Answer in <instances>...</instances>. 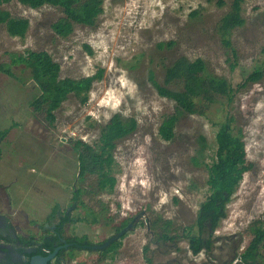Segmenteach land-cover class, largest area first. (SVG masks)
<instances>
[{"label": "rangeland", "instance_id": "374dc122", "mask_svg": "<svg viewBox=\"0 0 264 264\" xmlns=\"http://www.w3.org/2000/svg\"><path fill=\"white\" fill-rule=\"evenodd\" d=\"M223 1L219 7L218 0H104L95 25H75L67 38L51 29L63 17L57 8L31 9L16 0L4 5L11 16L30 23L24 38L10 37L0 24V65L12 74L0 72V131L10 129L0 143V182H13L14 196L12 207L0 203V210L18 236L39 242L50 234L46 230L58 222V214L69 209L72 220L64 223L63 236H86L88 243L100 244L115 235L122 220L140 216L135 229L119 239L113 259L101 258L98 250L70 249L61 263L236 264L235 255L251 240L250 224L264 212V77L238 89L253 70L264 68V0H242L245 23L229 35L230 48L218 29L233 0ZM160 43L165 46L159 48ZM27 51L48 52L60 64L61 78L80 79L103 69L102 79L93 83L85 104L69 95L50 124L44 111L30 105L40 95L31 70L12 60ZM181 57L202 59L208 75L225 78L237 92L230 103L225 96L213 103L198 100V112L181 115L174 138L164 141L158 128L175 113V103L157 94L149 72L162 84L165 67ZM115 114L135 118L137 128L117 143L113 192L95 194V176L78 181L73 145L81 140L94 146L100 128ZM220 124L241 134L253 167L227 203L210 252L192 255L184 232L198 234V206L208 195L207 170L192 158L203 137L204 161L211 162ZM79 187L90 193L74 202L72 192ZM55 205V217L47 222ZM157 217L171 220L173 241L159 239L151 228ZM208 234L205 230L201 236Z\"/></svg>", "mask_w": 264, "mask_h": 264}, {"label": "trees", "instance_id": "16d2710c", "mask_svg": "<svg viewBox=\"0 0 264 264\" xmlns=\"http://www.w3.org/2000/svg\"><path fill=\"white\" fill-rule=\"evenodd\" d=\"M11 1L13 0H0V5ZM16 1L31 9L49 6L60 10L63 17L51 25L54 35L59 38H67L73 32L75 25L93 27L103 12L104 2V0ZM217 5L223 7L224 1L218 0ZM241 5L242 0H233L228 12L219 20L218 31L224 46L227 48L232 47L229 39L231 32L238 27H242L245 23L242 17ZM195 14V12L192 13V15ZM0 23L5 26L10 37L24 38L30 27L28 19L13 17L8 11L2 9H0ZM164 46V43L159 44V48ZM87 49L91 54V50ZM12 60L16 63H25L31 70L32 80L36 84L40 95L35 97L30 105L36 112L44 111L46 120L50 124L55 121V111L60 108L69 95H74L82 104H85L89 99L93 83L101 80L103 75V69H98L95 74L80 79L61 78L60 64L46 51H27L25 55H14ZM0 72L12 75L3 65H0ZM263 77L264 68L257 67L248 75L244 83L238 86V89L257 83ZM148 79L160 97L172 100L175 103V113L164 117L158 128V135L164 141H171L174 138L175 126L181 115H193L198 112V100L213 103L217 96H225L230 103L237 92L225 78L208 75L205 63L200 58L190 61L186 57H181L170 66L165 67L162 84L155 80L153 72H149ZM175 87L179 88L176 89ZM136 128L135 118H125L120 114H115L100 128L99 138L94 146L77 140L73 145V149L77 157L78 181L82 182L88 175L95 176L97 178L95 194L112 193L116 186V178L112 173L114 151L117 143L131 135ZM9 130L0 132V137H5ZM198 141L200 148L192 158V162L195 166H204L207 170L206 186L208 195L198 206L196 214L198 234L191 235L189 232L187 234V229L184 232V236L188 240V249L192 255H198L203 251L210 252L213 244L211 240L212 233L225 218L227 203L236 192L244 174L253 167L252 163L247 161L245 142L241 134H234L229 124L218 125L215 135V156L212 157L210 163L204 161L205 139L200 137ZM86 193H90V191L81 187L76 188L72 192V200L78 202ZM80 205L84 206L82 202ZM57 210L58 205H55L47 218V222L55 217ZM89 214L94 217L93 220L96 222L97 214L93 211ZM130 219H124L115 226V232L125 227ZM66 222H68L67 216L61 219L60 224L57 226L58 232L62 233L63 225ZM170 224L171 220H162L157 217L151 223V228L157 230L159 239L173 241L175 237L170 235ZM205 230L209 232L208 238L201 236ZM46 231L50 233V237L45 236L42 239L41 247L34 248L27 253L26 261L14 264H30L31 257L35 255L46 256L54 251L57 237H53V233L49 229ZM248 231L252 236L251 240L239 255H235L236 264H264V212L262 219L253 221ZM73 239L79 243L87 240L86 236L74 237ZM22 241L28 245H34L32 237ZM120 246L121 242L119 240L113 242L107 250L98 252L101 258L113 259ZM144 250L147 251L148 248L145 247ZM58 255H60V252ZM49 264L62 263L60 260H56L54 263Z\"/></svg>", "mask_w": 264, "mask_h": 264}, {"label": "flooded vegetation", "instance_id": "af4514ba", "mask_svg": "<svg viewBox=\"0 0 264 264\" xmlns=\"http://www.w3.org/2000/svg\"><path fill=\"white\" fill-rule=\"evenodd\" d=\"M5 4H7V3H5ZM5 4L0 5V9L5 10V9H3ZM6 130H8V129H6ZM3 131H5V130H3ZM0 132H2V131H0ZM7 135L5 137H0V143L7 137ZM12 183L13 182H10L8 185L11 186ZM4 188H5V186L0 184V191ZM74 202H76V201H74ZM5 207L10 208V203H5ZM69 213H70L69 209H67V211H65L64 213H59L58 214V222L56 224H54L50 230L51 233H53L52 236L57 237V242L55 243V246H56L55 249L59 248V251L56 255V258L54 261H52V263H54L56 260L61 261L64 254L67 251H69L70 249H79V250L80 249H88V248H85L84 246L91 244V243H88L87 240L79 243L76 240H74L73 238L64 237L63 233H60L57 231V228H58L57 226L60 224L61 219L65 218L67 216L68 222L72 220ZM132 219H130V221L127 223V225L132 221ZM136 222H135V224H136ZM122 229H120V230H122ZM118 232H115L114 234L116 235ZM45 236L50 237V234L49 235H43L42 239H44ZM28 238H30V236H27V237L18 236L17 233H15V227H14L13 223L0 210V264H14V263H18V262H24L27 260V256H26L27 253H29L34 248H40L41 247V245L43 243L42 239L39 242H36V243L34 242L33 243L34 245H28L27 243L22 241L23 239H28ZM103 242L104 241H102L101 243H103ZM107 249H105V250H107ZM98 251H100V250H98ZM59 252H60V255H58Z\"/></svg>", "mask_w": 264, "mask_h": 264}, {"label": "water", "instance_id": "95a60500", "mask_svg": "<svg viewBox=\"0 0 264 264\" xmlns=\"http://www.w3.org/2000/svg\"><path fill=\"white\" fill-rule=\"evenodd\" d=\"M139 217L140 216L134 217L132 219V221L126 227H124L122 230H120L116 235L108 238L103 243H101V244H90L87 246L85 245L84 247L91 249V250H100V251L107 249L113 242H116L120 238H122L125 235V233H127L130 230L135 229V222L138 220ZM58 251H59V248H56V249H54L53 252L47 254L46 256L35 255V256L31 257L30 264H49L55 260Z\"/></svg>", "mask_w": 264, "mask_h": 264}, {"label": "crops", "instance_id": "0c3cea01", "mask_svg": "<svg viewBox=\"0 0 264 264\" xmlns=\"http://www.w3.org/2000/svg\"><path fill=\"white\" fill-rule=\"evenodd\" d=\"M8 184H2L3 186H5V188L0 191V203H10V207H12L14 203V196L11 193L12 187Z\"/></svg>", "mask_w": 264, "mask_h": 264}]
</instances>
